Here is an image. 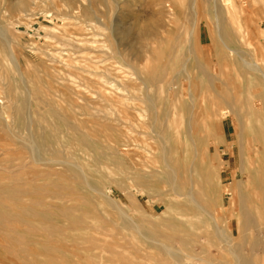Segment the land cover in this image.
I'll return each instance as SVG.
<instances>
[{
    "label": "rangeland",
    "instance_id": "obj_1",
    "mask_svg": "<svg viewBox=\"0 0 264 264\" xmlns=\"http://www.w3.org/2000/svg\"><path fill=\"white\" fill-rule=\"evenodd\" d=\"M226 1L0 0L7 40L0 37V108L13 113L21 103L14 123L24 134L11 136L0 125V264H172L159 242L176 250L179 235L214 241L207 243L212 260L234 262L213 239L209 216L187 198L167 196L162 142L149 118L156 114V131L174 147L168 163L178 170L180 192L192 189L221 228L238 230L239 212L222 191L235 160H264V77L245 63L254 59L264 68V0H232L242 34ZM223 43L239 56L227 55ZM9 45L17 70L6 63ZM143 74L155 81L149 90ZM27 101L33 140L49 159L73 166L34 163L25 140ZM187 118L197 151H186L183 137L176 141L174 131L183 134ZM253 177L240 196L254 207L248 193L254 187L264 202V175ZM257 254L264 264V248Z\"/></svg>",
    "mask_w": 264,
    "mask_h": 264
},
{
    "label": "bare ground",
    "instance_id": "obj_2",
    "mask_svg": "<svg viewBox=\"0 0 264 264\" xmlns=\"http://www.w3.org/2000/svg\"><path fill=\"white\" fill-rule=\"evenodd\" d=\"M235 4L232 0H227L225 2V12L226 14L228 15V18L230 19L231 23H233V25L235 26V29L236 31L239 33V34H242V27H237L235 24L237 23L236 22V19H235ZM227 17V16H226ZM227 20V18H226ZM218 29V27H217ZM8 31V30H7ZM191 31V30H190ZM218 31V30H217ZM216 31V32H217ZM5 32V31H4ZM218 35V34H217ZM0 37L6 41V44H7V40H6V34L3 33V31L0 32ZM219 37V36H218ZM11 38V37H10ZM13 39V38H12ZM220 39V38H219ZM221 41V40H220ZM223 48L225 49V53L229 56H233V54H236L238 55V50L235 49V48H232L230 46H227L226 43H223ZM115 46V45H114ZM8 55H7V59H6V63H8L9 65L11 64V67L12 69H15L17 70L18 69V63H17V60H16V55L15 53L13 52V49L12 47L9 45L8 46ZM115 49L117 50V45L115 46ZM189 49V48H188ZM119 51V50H118ZM189 52V50H188ZM120 54V53H119ZM189 54V53H188ZM239 56V55H238ZM264 60V59H263ZM3 61V60H2ZM9 61V62H8ZM188 61V59H187ZM216 61V60H215ZM264 62V61H263ZM2 63V62H1ZM5 63V62H4ZM247 64L248 67H250V69L252 70H255L257 72H259L261 74V76L264 77V68L263 67H260L256 60H252L251 63L249 62H245ZM214 64V63H213ZM2 67V66H1ZM183 69V68H182ZM179 71V70H178ZM230 71V70H229ZM184 72V71H183ZM258 73V74H259ZM162 75H160V77L164 76L167 74V72L163 71L161 73ZM187 74V73H185ZM144 77H145V80H143V84L144 85H147V88L149 90L150 85H154V82L155 81H152L148 74H143ZM19 76V75H18ZM165 79L167 76H164ZM163 77V78H164ZM187 78V81H188V90H187V99L189 100V103L190 101H193V98L191 97L190 98V88H191V80H190V77L188 75ZM21 79V78H20ZM143 79V78H142ZM158 77L155 78V80L157 81ZM170 79L168 78V81L166 79V83H170L171 81H169ZM141 81V80H140ZM165 82V81H164ZM185 82V81H184ZM264 82V81H263ZM4 83V82H3ZM149 83V84H148ZM170 85V84H169ZM167 86V84H166ZM175 86V84H174ZM125 87V86H124ZM159 87V86H158ZM171 89V87H169ZM259 88V87H258ZM175 89V88H173ZM257 90V89H256ZM15 92V91H14ZM98 92V91H97ZM102 91H100L101 93ZM16 93V92H15ZM99 93V92H98ZM105 94V93H104ZM176 94V93H175ZM28 95V94H27ZM75 95V98L78 100L79 98H81V96L79 95V92L77 93H74ZM167 95V94H166ZM103 96V95H102ZM4 97V96H3ZM6 99L9 100L10 98V94L9 92H7V94L5 95ZM168 97V96H167ZM30 98V97H29ZM15 99V100H14ZM75 99V100H76ZM105 99V98H104ZM12 102L13 100L16 101V98H13V99H10ZM26 100V99H25ZM29 100V99H28ZM83 100V98L81 99ZM167 100V99H166ZM106 101V100H105ZM146 101H148L149 104H152V101L149 97L146 96ZM233 101V100H232ZM235 101V100H234ZM253 102V101H252ZM17 105L15 107V112L18 113L21 112V109H22V105L21 103L18 101H16ZM156 103V102H155ZM238 103V102H237ZM236 103V104H237ZM0 104H1V101H0ZM112 104V103H111ZM235 105V102L233 103ZM26 105H27V111L25 112V119H26V125L28 126L27 128H29V131L26 133V138L25 140H27V144H30V149L32 151H34V153H32L33 157H37L35 159V162L34 163H42V164H45V165H52L54 167H62L64 168L66 165H71L70 162H68V159L65 158V160H62V158L60 159H49L48 156H46V148H43V150L41 149V147L39 146V144L33 140V137H32V133L30 132V128H32V118L34 116V110L29 106V101L26 102ZM192 105V104H191ZM12 105H10L11 107ZM255 106V105H254ZM8 107V106H7ZM193 107V106H192ZM175 108V107H174ZM193 109V108H192ZM6 110V109H5ZM2 109V107L0 108V125L7 131L9 132V134L12 136V134L14 136H17V135H22L21 132L19 131L18 128H16L15 126V123H14V120H15V112L13 113H9L7 111H5ZM249 110V109H248ZM13 111V110H12ZM11 111V112H12ZM156 111V109H155ZM168 111V110H167ZM191 111V110H190ZM192 112V111H191ZM238 112V111H237ZM167 113V112H166ZM109 115V111L108 113H106ZM177 114V113H175ZM166 115V114H165ZM164 115V117H165ZM191 115V114H190ZM173 116V115H172ZM176 116V115H175ZM239 116H241L239 114ZM163 117V118H164ZM170 117H171V114H170ZM179 117V116H178ZM176 118V121L178 122L180 119L179 118ZM150 118V122H151V127H152V133L153 131L155 132V135L157 137H159V139L161 140L162 142V145L160 146L161 147V150H162V155H160L162 161H163V169L165 170H161L164 174H165V182L171 186V191L170 193L167 192V196H175L176 199H178V197H183V198H187L186 201L188 202H191L193 203V207L196 211H198L199 215H207L209 216V218L211 219V221L213 222V225H212V229H213V235H214V238L213 239H216L218 242H222L224 243L227 247V252H229L232 256H233V259H234V262L232 263V261L230 263H227V264H258L259 263V258H258V254L257 252L262 248H264V240H262L260 237L261 236H264V202L262 200V196L261 195H258V193H256L255 191L256 190H253L251 189L250 193H248V195H251L253 199V202L255 203V206H250L248 203H247V200L245 198H243L242 196H240L241 192H242V189H244V187L247 185V183H249V179L250 178H254L253 176L256 175V172L259 170V173L261 175V177L264 175V160L260 158L261 155H259L256 159V161H248L247 162V165H245V163H243V159H241L239 161V163L237 162V160H235L234 162V165L236 166V168L234 169V171L232 172V182H231V185L230 186H225L223 187V191L222 193L224 194H228L229 192L231 193V198H230V206H235V210H237V216H238V212H239V219L241 220L240 222V225H239V231H236L235 230V227L233 228L232 224H226L227 226L226 227H220L219 226V222H218V214H215L213 213L210 214V211H209V207L207 206V208L204 206V204L202 205L201 203L199 204V201L197 202V198L195 199L194 198V195H193V190L192 189H188L187 191L185 192H180V189L176 186V182L179 180H177L178 176H177V172L178 170H175L173 169V167L170 166V164L168 163V151H169V147L170 148H174L172 146L171 143H168L166 139H162L163 137L160 136V134L156 131L155 127H156V122H157V116L156 114L152 115ZM172 118V117H171ZM163 122V121H162ZM135 123V122H134ZM164 124L167 126V129L168 131L171 129V125H172V120H167L166 118V121L164 122ZM178 124L180 125V122H178ZM185 129H184V133L183 134H180V131L177 129L175 130V136H176V141L178 142L179 139L181 137H183V140H184V149L187 148L186 151H188V147L191 148L192 151H197L196 149V143L194 141V137H193V126H192V123H191V119L190 118H187L185 119ZM162 128V127H161ZM161 130V129H160ZM24 135V134H23ZM22 135V137H23ZM13 136V137H14ZM241 137V136H239ZM17 139V138H16ZM131 140V139H130ZM242 141H240L239 143V152L240 154L242 155L241 151H242ZM130 144V143H129ZM61 150V149H60ZM244 150V149H243ZM121 152V151H120ZM197 156V155H196ZM195 156V157H196ZM32 157V158H33ZM50 157V156H49ZM251 160V159H249ZM34 161V160H33ZM172 163V162H171ZM131 165V164H130ZM195 165V164H194ZM209 165V164H208ZM73 166V165H71ZM133 166V165H132ZM131 166V167H132ZM175 166V165H174ZM191 166V165H190ZM193 166V165H192ZM177 167V166H176ZM212 167V166H211ZM254 168V169H251V168ZM78 169V171L81 173L83 179L85 180V177L83 176V173H82V169H80V167L78 165H76V167ZM213 168V167H212ZM212 168H208V169H212ZM51 169V168H50ZM177 169V168H176ZM207 169V168H205ZM251 169V170H250ZM143 170V169H142ZM145 170V169H144ZM159 170V169H157ZM225 170V169H224ZM253 170V171H252ZM140 171V170H139ZM137 169H136V172H139ZM177 171V172H176ZM208 171V170H207ZM263 171V172H262ZM190 172V171H189ZM214 172V169L211 171V173ZM170 173V174H169ZM238 173H239V176H238ZM263 174V175H262ZM190 177V176H189ZM194 177V176H193ZM181 178V177H180ZM191 178V177H190ZM189 178V179H190ZM207 178V181L209 183V179H210V175L208 174L206 176ZM184 179V178H183ZM264 179V177H263ZM185 180V179H184ZM195 180V179H194ZM191 181V180H189ZM86 182V181H85ZM84 182V183H85ZM183 182V181H182ZM205 182V181H204ZM178 183V182H177ZM191 183V182H190ZM211 183V182H210ZM194 184V182H193ZM185 185V184H184ZM211 185V184H210ZM88 186V185H87ZM248 186V185H247ZM212 186H207V190L208 192L210 191ZM94 191V190H93ZM97 191V190H96ZM95 192V191H94ZM197 192V191H196ZM98 193V191H97ZM229 193V194H230ZM101 194V193H100ZM196 194V193H194ZM209 194V193H208ZM105 195V194H104ZM107 196V195H105ZM197 196V195H195ZM200 195H198L199 197ZM209 196V195H208ZM258 198H257V197ZM239 197V198H238ZM107 198H110V197H107ZM174 198V199H175ZM203 198V197H201ZM237 198L238 199H241V204L238 203V206L239 208L236 207L237 205ZM181 200V198L179 199ZM225 200V199H224ZM112 201V200H111ZM228 201V202H229ZM110 203V202H109ZM114 203V202H112ZM250 203V201H249ZM248 206H247V205ZM116 205V204H114ZM146 207V206H145ZM167 208L170 207L166 206ZM253 207V209H252ZM147 208V207H146ZM149 208V207H148ZM237 208V209H236ZM227 209V208H226ZM232 209V208H231ZM234 209V208H233ZM119 210V208H118ZM212 211V210H211ZM122 211L120 210V213ZM230 212V211H229ZM123 213V212H122ZM121 213V214H122ZM151 213V212H150ZM125 214V213H124ZM123 214V215H124ZM122 216V215H121ZM126 216V218H128L127 215H124ZM123 216V217H124ZM138 216V215H137ZM231 216V215H230ZM229 216V217H230ZM231 218V217H230ZM129 220H131V218H128ZM238 220V219H237ZM128 221V220H127ZM132 221V220H131ZM133 222V221H132ZM131 222V223H132ZM231 223V222H229ZM133 224V223H132ZM238 224V223H237ZM134 225V224H133ZM132 226V225H131ZM136 226V225H134ZM135 230L134 231H137V233L139 232V235H141L140 231L138 230V227H134ZM133 230V229H132ZM146 241H149V240H152L153 243L157 242L155 241V239H152V238H149V237H146V236H142ZM213 237V236H212ZM155 238V237H154ZM176 239L178 240L180 246L178 249L176 250H173V248L171 247V245H169L167 242H159L160 243V246L162 247V249H164L166 251V253L168 254L167 256L170 257L171 261H172V264H195L193 263L194 261H201L203 262V264H217L218 262L216 261H213L212 259H214V257L212 256V253L210 251V249L208 248L209 245H207V243L210 241L207 239H204V241H207L205 243H203L204 241H202L203 239H196L195 237H192V238H188L186 235H179L178 237H176ZM202 241V242H201ZM216 241V242H217ZM158 243V244H159ZM209 243H212L214 244V241H210ZM198 245L199 249L198 250H195V245ZM211 245V244H210ZM223 245V244H222ZM212 246V245H211ZM213 246H216V243L213 245ZM217 248V247H216ZM224 248V247H223ZM189 250H192L194 251L195 254H192L191 252H187ZM226 252V251H225ZM122 254V253H121ZM124 254V253H123ZM190 254V255H189ZM230 255V256H231ZM121 257V256H120ZM263 258V257H262ZM129 259V258H128ZM215 259H218V258H215ZM190 260H194V261H190ZM230 260V259H229ZM228 260V261H229ZM202 264V263H201ZM261 264V263H260Z\"/></svg>",
    "mask_w": 264,
    "mask_h": 264
}]
</instances>
